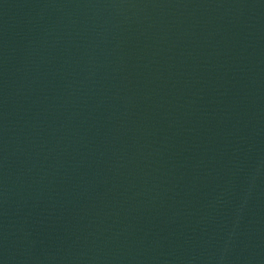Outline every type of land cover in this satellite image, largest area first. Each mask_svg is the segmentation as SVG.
Segmentation results:
<instances>
[{
    "label": "water",
    "instance_id": "95a60500",
    "mask_svg": "<svg viewBox=\"0 0 264 264\" xmlns=\"http://www.w3.org/2000/svg\"><path fill=\"white\" fill-rule=\"evenodd\" d=\"M264 220V0H0V264H202Z\"/></svg>",
    "mask_w": 264,
    "mask_h": 264
}]
</instances>
